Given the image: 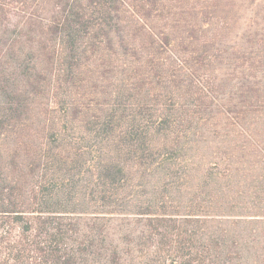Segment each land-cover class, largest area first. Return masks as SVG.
<instances>
[{
    "label": "trees",
    "instance_id": "1",
    "mask_svg": "<svg viewBox=\"0 0 264 264\" xmlns=\"http://www.w3.org/2000/svg\"><path fill=\"white\" fill-rule=\"evenodd\" d=\"M216 1L0 0V264H264V0H252V24L227 50L218 45L215 29L227 24L214 22L210 14ZM94 58L96 69L105 70L116 87L108 93L115 101L106 116L94 122L104 132L125 121L120 117L127 109H122V96L171 97L154 117H142V106L127 119L118 154L122 149L141 164L156 154L160 165L170 160L169 154L184 155L201 113V149L211 159L209 177L214 180L219 176L213 172L218 152L224 148L216 142L219 125L227 129L223 142L229 157L219 174L231 178L246 202L229 215L223 234L201 241L204 251L185 254L190 235L186 238L188 233L180 230L169 235L171 220L152 214L144 216L148 228L136 237L156 239L148 254L134 246L105 252L101 221L106 217L100 214L111 212H97L93 221L69 208L74 198V191L65 187L72 181L69 171L48 172L50 164L68 165L74 161L70 155L78 153L64 142L55 149L47 142L43 153L33 156L20 135L12 155L3 156L1 143L10 133H24L32 121L35 90L46 71L39 65L46 62L45 74L51 76L59 66L55 77L60 80L80 70L84 59ZM224 66V79L218 80ZM93 81L97 86L100 79ZM220 86H230L228 94H220ZM178 96L192 99L184 104ZM52 136L63 140L61 131ZM95 168L104 180L112 178L114 169L125 172L119 164L97 163ZM171 251L176 256L166 254Z\"/></svg>",
    "mask_w": 264,
    "mask_h": 264
},
{
    "label": "rangeland",
    "instance_id": "2",
    "mask_svg": "<svg viewBox=\"0 0 264 264\" xmlns=\"http://www.w3.org/2000/svg\"><path fill=\"white\" fill-rule=\"evenodd\" d=\"M202 2L204 3L205 0ZM254 10L256 6L252 4V0L216 1L210 14L214 22L221 21L227 24L226 28L223 26L221 29L215 28L219 31L218 45L223 46V49H230L237 35L246 31L252 24ZM16 19V16L11 17L12 21ZM81 65L83 67L75 70L70 78L62 77L60 80L55 77L59 66H54L55 76H51L45 74L49 68L46 62L39 65V69L46 71L41 77L40 89L35 90L37 95L32 104V121L24 133H10L7 140L1 143L3 156L12 155L20 135H25L24 143L33 148V156H36L34 152L42 154L43 151L40 150L47 142L54 149L64 142L65 147L78 153V156L70 155L74 157V161L68 165L50 164L48 172L57 170L63 174L66 173L65 170L69 171L67 178L72 181L66 182L65 187L74 191L73 202L69 208L76 207L79 212H84L93 221L96 219L94 217L98 216L97 212H103L102 210L103 213L111 212L100 214L106 217L103 223L101 221V230L107 236L106 242L102 244L105 252H111L115 246L121 250L125 248L128 250L134 246L142 254H148L154 248L156 239L150 237L138 240L136 237L140 231L148 228L149 221L144 216L151 217L152 214L156 215L153 218L159 216L171 220L169 235L178 230L188 233L185 235L186 238L190 235L186 240L185 254L189 251H204L201 241L216 240L223 234V230L228 227L224 222L232 218L229 215L241 210L240 207L242 208L246 202L244 197H240L237 189L233 188L231 178L219 174L227 166L225 158L229 157L224 151L226 144L223 142V135L227 129L224 132L222 125H219L222 136H217L216 142L224 148L218 152L216 162L220 168L214 167L213 172L219 176H214L216 178L214 180L209 177L211 159L204 149H201V113L197 115L196 122L190 129L192 136L188 151L184 155L169 154L170 160L160 165L161 160L156 154L146 160L145 164L134 159L133 155L125 154L122 149L118 154L116 146L118 148V145H123H120L118 138L128 128L127 119L130 120L139 113V108L142 106L146 113L142 117L152 118L163 104L170 103L171 97L162 95L156 100L154 96L147 97L136 93L122 96L120 101L123 104L122 109L125 107L127 109L120 112V117L124 115L125 121H121V125L114 123L115 129L104 132L101 126L94 122H100L101 118L106 116L109 104L115 101L108 95L111 90L116 89L114 81L109 82L105 70L96 69L95 58L84 59ZM30 66L34 67V64L31 63ZM219 73L218 80L219 78L223 80L221 76H225V66ZM95 76L96 80L100 79L97 86L93 81ZM224 87L220 86L223 90H218L222 95L228 94L230 90V86ZM191 99L179 97L180 103L184 104L191 102ZM66 108L71 109L70 114L65 112ZM75 108L79 110L75 111ZM50 119L54 123L46 121ZM48 128L52 132H48ZM53 131H61L63 140L61 138L55 140L52 136ZM114 141L117 143L113 144ZM115 149L116 152L112 155ZM108 152H111L112 156H109ZM97 163H101L102 166L119 164L125 172L121 175L118 169H114L111 179H99L95 168ZM41 170L39 173L42 172ZM143 213L149 215H140ZM186 218H194V220L190 223L184 222ZM201 218L207 219L208 222H201ZM170 240L168 241L171 242ZM164 248L166 250L165 244ZM126 253V256L129 255ZM166 254L176 256L173 251ZM122 263L124 264V261ZM174 264H179V261H175Z\"/></svg>",
    "mask_w": 264,
    "mask_h": 264
}]
</instances>
